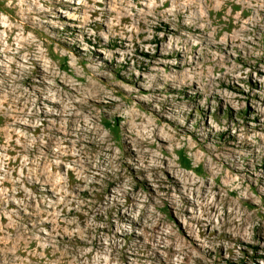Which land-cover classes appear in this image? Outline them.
<instances>
[{
  "label": "rangeland",
  "instance_id": "obj_1",
  "mask_svg": "<svg viewBox=\"0 0 264 264\" xmlns=\"http://www.w3.org/2000/svg\"><path fill=\"white\" fill-rule=\"evenodd\" d=\"M0 264H264V0H0Z\"/></svg>",
  "mask_w": 264,
  "mask_h": 264
}]
</instances>
